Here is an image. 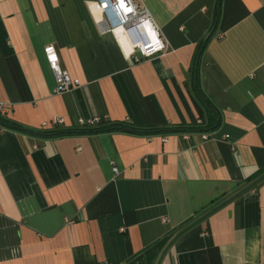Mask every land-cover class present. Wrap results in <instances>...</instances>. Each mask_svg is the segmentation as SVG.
Masks as SVG:
<instances>
[{"label": "crops", "instance_id": "obj_1", "mask_svg": "<svg viewBox=\"0 0 264 264\" xmlns=\"http://www.w3.org/2000/svg\"><path fill=\"white\" fill-rule=\"evenodd\" d=\"M133 1L164 55L86 0H0V264H264V0Z\"/></svg>", "mask_w": 264, "mask_h": 264}, {"label": "built area", "instance_id": "obj_2", "mask_svg": "<svg viewBox=\"0 0 264 264\" xmlns=\"http://www.w3.org/2000/svg\"><path fill=\"white\" fill-rule=\"evenodd\" d=\"M86 5L100 15L106 25L107 32L115 39H124L132 51L138 52V55L132 57L133 63L153 56H162L166 53L167 44L153 25L150 13L133 0H86ZM44 55L54 78V93L69 92L79 85L77 79L71 78L60 67L57 54L51 46L44 48ZM5 112L6 105L0 103V115H4ZM60 123L61 120L59 119H51L42 123L41 127H53ZM99 123L100 120L97 118L77 120L79 127L86 128H91ZM201 139L205 140L207 136L202 135ZM111 170L116 173L114 167Z\"/></svg>", "mask_w": 264, "mask_h": 264}, {"label": "trees", "instance_id": "obj_3", "mask_svg": "<svg viewBox=\"0 0 264 264\" xmlns=\"http://www.w3.org/2000/svg\"><path fill=\"white\" fill-rule=\"evenodd\" d=\"M0 123L1 124H5L7 127H9V128H12V129H17V127H15V125H13V124H8V123H6V122H3L2 120H0ZM18 130V129H17ZM100 132H102V131H105V132H112V131H125V129H123V127H121L120 125H116L115 127H106V128H104V129H101V130H99ZM43 136H51V135H47V134H45V135H43ZM257 177V176H256Z\"/></svg>", "mask_w": 264, "mask_h": 264}, {"label": "water", "instance_id": "obj_4", "mask_svg": "<svg viewBox=\"0 0 264 264\" xmlns=\"http://www.w3.org/2000/svg\"><path fill=\"white\" fill-rule=\"evenodd\" d=\"M261 178H262V177H260L259 179H257V180L254 181L253 183H251L249 186H247L245 189H243V191H244V190H247V189H249V188H251L252 186H254V185L256 184V182H258ZM241 192H242V191H241Z\"/></svg>", "mask_w": 264, "mask_h": 264}]
</instances>
